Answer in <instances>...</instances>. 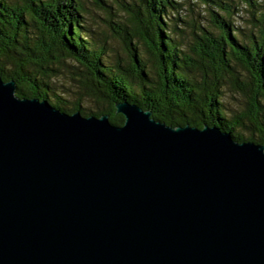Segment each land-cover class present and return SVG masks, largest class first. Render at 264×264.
<instances>
[{"label": "water", "instance_id": "95a60500", "mask_svg": "<svg viewBox=\"0 0 264 264\" xmlns=\"http://www.w3.org/2000/svg\"><path fill=\"white\" fill-rule=\"evenodd\" d=\"M116 112L0 76V264H264V144Z\"/></svg>", "mask_w": 264, "mask_h": 264}, {"label": "trees", "instance_id": "16d2710c", "mask_svg": "<svg viewBox=\"0 0 264 264\" xmlns=\"http://www.w3.org/2000/svg\"><path fill=\"white\" fill-rule=\"evenodd\" d=\"M89 1L0 0V76L16 95L120 125L128 101L264 144V0H93L107 32Z\"/></svg>", "mask_w": 264, "mask_h": 264}, {"label": "rangeland", "instance_id": "374dc122", "mask_svg": "<svg viewBox=\"0 0 264 264\" xmlns=\"http://www.w3.org/2000/svg\"><path fill=\"white\" fill-rule=\"evenodd\" d=\"M90 2V7H92V8H94V10L92 11V13L94 12V17H95V19H96V21L95 22H93L92 20H90L91 22H92V24H93V26H94V28H95V30L97 31V32H107V25L106 24H104L103 23V19L102 18H99L100 17V15H102L103 13H101V11L99 10V8H97L96 6H95V4L93 3V0H91V1H89ZM88 2V3H89ZM100 14V15H99ZM110 31V30H109ZM114 39V38H113ZM114 41V44L115 45H117L118 44V42H117V40L115 41V40H113ZM113 41H111V42H113Z\"/></svg>", "mask_w": 264, "mask_h": 264}]
</instances>
